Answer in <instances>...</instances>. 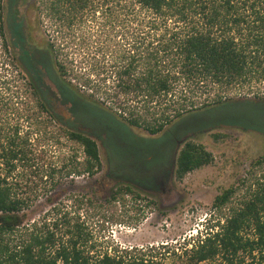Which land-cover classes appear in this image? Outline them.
Instances as JSON below:
<instances>
[{
	"label": "trees",
	"instance_id": "obj_1",
	"mask_svg": "<svg viewBox=\"0 0 264 264\" xmlns=\"http://www.w3.org/2000/svg\"><path fill=\"white\" fill-rule=\"evenodd\" d=\"M4 8L16 17L33 8L39 25L49 21L53 36L42 31L44 46L59 79L48 80L42 69L35 83L27 27L13 18L8 40ZM0 38L5 51L9 43L18 48L21 58L15 59L36 108L58 122L64 119L55 111L57 94L71 100L70 89L129 126L156 134L187 113L227 103L226 90L253 73L264 76V0H0ZM49 90L54 99L47 98ZM68 124L60 135L75 147L60 169L53 165L40 176L49 178L51 190L62 177L102 169L96 139ZM31 154L18 130L0 137V264H164L157 259L161 249L171 250L173 264H264V152L237 181L220 187L205 227L178 247L112 246L100 254L91 252L87 224L56 198L41 217L26 221L42 189H30L24 180L34 165ZM212 161L202 143L185 140L174 176L181 179ZM128 194L141 198L131 185L118 183L107 201Z\"/></svg>",
	"mask_w": 264,
	"mask_h": 264
},
{
	"label": "rangeland",
	"instance_id": "obj_2",
	"mask_svg": "<svg viewBox=\"0 0 264 264\" xmlns=\"http://www.w3.org/2000/svg\"><path fill=\"white\" fill-rule=\"evenodd\" d=\"M12 10L4 8L7 39L11 38L13 18L20 26L25 24L33 52L29 72L36 83L38 73L44 69L51 81L57 75L45 50L42 32L46 29L53 36L49 21L45 19L39 25L33 8L21 9L19 17L12 16ZM9 46V51H5L0 38V137L18 130L27 138L34 165L27 169L24 180L30 189L35 185L42 188L26 210L25 219L41 217L51 206V199L56 198L62 210L70 211L87 224L94 242L92 254H100L112 246L149 248L168 243L178 247L184 238L205 227L220 187L237 181L250 161L264 152V76L258 73L227 89L224 93L229 99L227 103L187 113L156 134H148L70 89L65 94L71 100L57 94L59 100L55 103L56 110L65 113L68 122L52 120L36 108L27 79L15 59V55L21 58L18 48L13 49L10 43ZM68 123L96 139L102 169L93 176L84 173L62 177V183L51 190L49 178L40 176L53 165L60 169L75 147L60 135L59 128ZM189 139L202 143L213 154V161L177 179L173 173L175 158L182 143ZM54 174L57 178L60 173ZM118 183L131 185L141 193V198L128 194L107 201ZM87 197L94 203L89 204ZM77 198L81 199L80 206ZM158 252V260L173 264L171 250Z\"/></svg>",
	"mask_w": 264,
	"mask_h": 264
},
{
	"label": "flooded vegetation",
	"instance_id": "obj_3",
	"mask_svg": "<svg viewBox=\"0 0 264 264\" xmlns=\"http://www.w3.org/2000/svg\"><path fill=\"white\" fill-rule=\"evenodd\" d=\"M47 98H48V99H49V98H53V99H54V96H53L52 92H50V90L47 91ZM55 111H56L58 114H60L64 120L67 121V115H66L65 113L58 112V111L56 110V107H55Z\"/></svg>",
	"mask_w": 264,
	"mask_h": 264
}]
</instances>
